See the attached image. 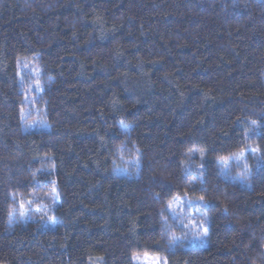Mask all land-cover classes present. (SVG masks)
<instances>
[{
	"label": "trees",
	"instance_id": "1",
	"mask_svg": "<svg viewBox=\"0 0 264 264\" xmlns=\"http://www.w3.org/2000/svg\"><path fill=\"white\" fill-rule=\"evenodd\" d=\"M183 200L206 247L175 242ZM144 255L264 264V0H0V264Z\"/></svg>",
	"mask_w": 264,
	"mask_h": 264
},
{
	"label": "rangeland",
	"instance_id": "2",
	"mask_svg": "<svg viewBox=\"0 0 264 264\" xmlns=\"http://www.w3.org/2000/svg\"><path fill=\"white\" fill-rule=\"evenodd\" d=\"M32 69V67H31ZM34 71H25L24 80L27 85V94L29 95L28 99V109L24 112L25 120V129H35L37 127L49 126L43 124L42 112L39 108V95L41 94V83L37 79ZM33 102H36L33 104ZM33 113L34 115H32ZM33 117H29V116ZM252 154H255V150L250 151ZM222 165L225 168H233V172L240 178L247 176L248 171H250L248 163V153L247 151L238 155L237 157L225 162ZM250 173V172H249ZM184 202H175L172 207V217L177 221L179 228H182V233L180 237H177L175 242H185L190 247H196L201 245L206 247V239L208 233V221L203 208L199 200L188 201L187 204ZM35 209H38L39 213L35 210L27 209L28 212H32L38 217H43L49 212H44L41 210V205L34 206ZM134 261L136 264H168L167 258L162 256H153V255H144V256H135Z\"/></svg>",
	"mask_w": 264,
	"mask_h": 264
}]
</instances>
